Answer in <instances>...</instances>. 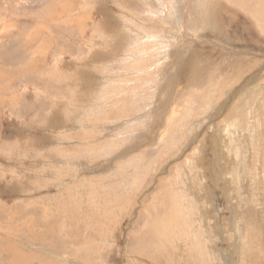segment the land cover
Segmentation results:
<instances>
[{
	"label": "rangeland",
	"instance_id": "rangeland-1",
	"mask_svg": "<svg viewBox=\"0 0 264 264\" xmlns=\"http://www.w3.org/2000/svg\"><path fill=\"white\" fill-rule=\"evenodd\" d=\"M243 3L0 0V264H264Z\"/></svg>",
	"mask_w": 264,
	"mask_h": 264
},
{
	"label": "bare ground",
	"instance_id": "bare-ground-1",
	"mask_svg": "<svg viewBox=\"0 0 264 264\" xmlns=\"http://www.w3.org/2000/svg\"><path fill=\"white\" fill-rule=\"evenodd\" d=\"M232 1H234V2H237V3H239V4H244L243 3V0H232ZM263 2V1H262ZM245 4H246V2H245ZM247 5V4H246ZM242 7V6H241ZM253 8V7H252ZM263 9H264V7L262 8V7H259L258 8V6L254 9V11L255 12H257V13H259L258 11H260V12H262L263 11ZM252 10V9H251ZM264 19V18H263Z\"/></svg>",
	"mask_w": 264,
	"mask_h": 264
}]
</instances>
